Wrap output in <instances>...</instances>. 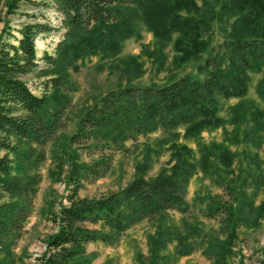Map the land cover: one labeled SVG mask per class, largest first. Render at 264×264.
<instances>
[{
    "label": "trees",
    "instance_id": "16d2710c",
    "mask_svg": "<svg viewBox=\"0 0 264 264\" xmlns=\"http://www.w3.org/2000/svg\"><path fill=\"white\" fill-rule=\"evenodd\" d=\"M4 1L8 12H15L21 3L52 5L61 12L67 29L55 53L44 52L41 57L35 37L51 29L47 22L30 19L15 31L4 28L0 37V252L9 256L21 236L36 193L33 169L44 161L47 143L62 126L70 101L63 90L67 67H75L76 60L88 54H117L123 40L136 33V20H140L153 31L159 53L177 33L172 40L180 52L179 62L207 49L197 65L202 78L186 73L161 85L118 86L84 109L69 142L89 160L71 159L67 180L72 189L67 203L50 216L56 228L44 237L37 264H88L92 259L88 242H115L144 219L154 229L147 236L148 253H137L140 264H175L180 255L198 247L213 264H228L238 226H257L264 216V199L255 202L257 192H248L251 183L238 190L227 182L235 151L225 143L232 131L234 142L256 148L264 144V105L245 98L250 72L261 71L255 90L264 103V0ZM214 22L229 35L212 43ZM30 73L44 77L40 94L25 79ZM233 97L239 99L228 106L232 124L228 130L220 111L225 100ZM241 123L245 125L240 127ZM218 126L224 127L226 139L198 143L197 156L178 140L180 127L184 137L195 139L203 129ZM154 131L159 136L153 145H145L133 179L106 194L79 195L83 179L107 171L111 161L107 151ZM163 149L170 151V165L146 176L153 155ZM197 170L222 189L204 196L202 205L186 199L189 179ZM252 170L247 167L246 183ZM172 210L181 213L178 222ZM199 215L216 219V235L203 229ZM4 260L0 257V264Z\"/></svg>",
    "mask_w": 264,
    "mask_h": 264
},
{
    "label": "rangeland",
    "instance_id": "374dc122",
    "mask_svg": "<svg viewBox=\"0 0 264 264\" xmlns=\"http://www.w3.org/2000/svg\"><path fill=\"white\" fill-rule=\"evenodd\" d=\"M0 11L3 14V21L0 22V37L3 35L4 28H13L15 31L14 28L30 19L50 24V30L39 32L35 37L38 57H41L44 52L54 54L57 43L63 38L67 29L61 12L54 9L52 5L21 3L15 12H8L5 1L0 0ZM135 29V34L123 40L121 50L117 54L106 57L102 56L101 52L88 54L77 59L75 67L71 65L67 67V80L63 90L70 101L62 118V126L57 130L54 139L47 143L44 161L33 169L37 183L31 211L24 222L21 236L11 248V254L6 256L0 252V257L5 259L1 264H37L38 257L45 248L44 237L56 228L50 216L67 203L66 195L72 189V184L67 180L70 161L71 159L89 160V156L69 142V136L76 129L78 119L87 106L107 90L118 86L161 85L186 73L202 78L197 65L207 55V49L203 50L199 56H190L179 62L176 55L180 52L175 49L172 40L177 33H174L171 41L167 42L162 54L156 49L153 31L143 21L136 20ZM212 35L211 42L215 43L229 34L227 31H222L214 22ZM135 61L140 65H136ZM39 63L45 62L39 59ZM261 74V71L250 72L248 91L245 95L247 101L256 102L259 106H263L264 103L257 95L255 86ZM25 79L33 92L41 93L44 77L30 73L25 76ZM238 99L233 97L225 100L220 111L225 119L224 126L228 130L232 128L228 106L237 102ZM244 125L245 123H241L240 127ZM223 129V126L205 128L194 139L184 137L183 128L180 127L178 140L191 146L197 156L198 143L226 139ZM231 134L232 131L227 134L228 139L225 143L235 151V157L233 171L229 173L227 182L233 183L238 190L243 185L247 187L251 183L250 186L253 189L248 192L256 191L254 199L256 203H259L264 199V144L256 148L248 142H234ZM157 136H159L158 131L146 136L138 135L136 139L126 140L122 148L107 151L110 152L111 157L107 171L99 177L83 179L82 186L79 187V195L99 196L118 190L127 184L135 176L137 165L142 161L145 145H153L152 142ZM254 151H257V154L251 155ZM168 165H170V151L163 149L159 155H153L151 166L146 170L145 175L154 176L162 166ZM247 167L254 168L252 170L254 173L250 175L246 183ZM261 170L262 173H260ZM220 192H222L221 187L213 179L205 176L201 170H197L189 179L186 199L194 205H202L204 196ZM193 209L197 211V207ZM171 215L175 222L180 220L179 211L172 210ZM199 218L203 219L202 226L205 231L212 235L218 233L216 219L200 217V215ZM258 221L257 226H238L233 241V254L229 257L228 264H264V216L259 217ZM153 229L154 226L144 219L127 228L115 242L107 243L102 240L88 242L86 250L92 254L88 264H140L137 253H148L147 236ZM175 264L213 263L198 247L187 254L180 255Z\"/></svg>",
    "mask_w": 264,
    "mask_h": 264
}]
</instances>
